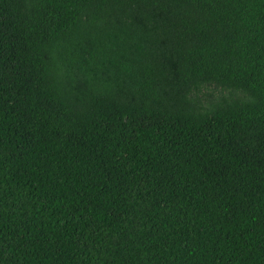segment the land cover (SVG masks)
Here are the masks:
<instances>
[{"label": "trees", "instance_id": "1", "mask_svg": "<svg viewBox=\"0 0 264 264\" xmlns=\"http://www.w3.org/2000/svg\"><path fill=\"white\" fill-rule=\"evenodd\" d=\"M0 264H264V0H0Z\"/></svg>", "mask_w": 264, "mask_h": 264}]
</instances>
